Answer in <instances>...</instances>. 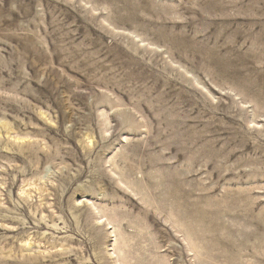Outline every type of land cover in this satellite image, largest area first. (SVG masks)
Segmentation results:
<instances>
[{
  "label": "rangeland",
  "instance_id": "obj_1",
  "mask_svg": "<svg viewBox=\"0 0 264 264\" xmlns=\"http://www.w3.org/2000/svg\"><path fill=\"white\" fill-rule=\"evenodd\" d=\"M0 264H264V0H0Z\"/></svg>",
  "mask_w": 264,
  "mask_h": 264
}]
</instances>
